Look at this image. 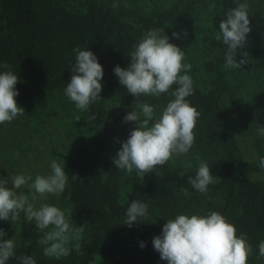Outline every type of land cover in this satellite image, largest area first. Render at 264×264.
<instances>
[{
    "label": "trees",
    "instance_id": "trees-1",
    "mask_svg": "<svg viewBox=\"0 0 264 264\" xmlns=\"http://www.w3.org/2000/svg\"><path fill=\"white\" fill-rule=\"evenodd\" d=\"M240 2L249 5L252 30L243 49L248 63L229 69L224 67L227 46L216 35L224 13L236 7L234 0H0V64H8L7 70L19 76L15 99L25 111L14 121L30 126L33 133L44 126L61 129L66 141L58 143L60 149L52 147L49 155L64 165L69 179L55 199L70 224L84 225L82 239L70 245L69 256L48 258L38 243L43 233L21 213L16 257L33 256L36 264H167L152 244L166 220L216 211L252 246L247 264H264V258H257L264 241V169L258 166L264 137L257 132L264 126V0ZM150 29H162L161 35L184 51L194 87L186 99L201 116L189 153L173 156L143 177L113 164L121 142L136 127L124 117L139 112L143 102L153 105L159 116L174 97L136 99L113 70L128 66L133 46ZM76 47L92 51L104 70L103 99L84 111L64 94ZM242 58L238 50L237 62ZM247 135L254 137L250 154L240 149ZM200 161L220 178L206 194L188 184ZM73 174L81 179L72 180ZM182 188L190 195L184 196ZM133 200L148 204V216L128 227L123 224L125 212ZM10 224L0 220L4 239ZM7 264L18 261L14 257Z\"/></svg>",
    "mask_w": 264,
    "mask_h": 264
},
{
    "label": "clouds",
    "instance_id": "clouds-1",
    "mask_svg": "<svg viewBox=\"0 0 264 264\" xmlns=\"http://www.w3.org/2000/svg\"><path fill=\"white\" fill-rule=\"evenodd\" d=\"M234 3L236 7L224 13L226 19L221 20L216 39H222L227 46L224 67L241 69L248 63V53L243 49L252 29L249 5L240 0H234ZM113 7L117 5L114 4ZM209 7L215 8V4ZM162 31L150 29L144 33L143 38L129 53L128 66L121 68L117 65L113 70L120 85L136 99L141 96L158 98L162 94L174 97L162 108L159 116H156L153 105L143 102L138 105L139 112L132 110L124 117L125 123L135 122L136 127L130 131L127 140L121 142L122 146L113 158V164L127 173L135 170L138 176L143 177L153 172L157 166L167 164L173 156L180 157L189 153L196 140L194 129L201 116L186 99L194 94L193 81L187 74L192 65L183 62L184 51L170 43L166 34L161 35ZM172 35L179 38L176 32ZM238 50L243 57L239 62L236 59ZM73 52L76 59L64 94L78 110L84 111L103 99L101 81L104 70L92 51L76 47ZM8 68V64H0V124L10 123L17 116L25 114L15 99L19 95L16 85L20 78ZM257 132L264 137V126H258ZM258 166L264 169V156L259 158ZM50 168L51 174L37 175L34 181L31 175L24 174L0 177V220L14 223L23 213L26 220L34 221L36 229L43 233L38 241L43 246V255L60 259L69 256L72 251L70 245L82 239L84 225L73 226L66 213L54 205L45 203L36 208L29 201L28 195L17 191L25 186L29 187L32 201L46 198L49 194H63L69 179L64 165L52 160ZM179 175L183 176L184 173ZM71 178L81 179L76 174ZM217 178L219 177L211 174L209 165L200 161L195 175L188 177V184L196 191L206 194L208 186ZM9 183L11 188L7 186ZM181 192L186 197L190 195L186 188H182ZM147 216L148 204L133 200L126 209L123 224L132 227L143 222ZM5 235L0 229V264H7L14 257L18 264H36L33 256L16 257L15 239H4ZM152 244L160 254V259L167 261V264H247L252 253V246L246 236H237L236 228L216 211L207 215L180 214L167 219L161 234L153 238ZM140 246L143 248L145 245L142 242ZM258 248L257 258H264V241L259 243ZM76 251H79V247Z\"/></svg>",
    "mask_w": 264,
    "mask_h": 264
},
{
    "label": "rangeland",
    "instance_id": "rangeland-1",
    "mask_svg": "<svg viewBox=\"0 0 264 264\" xmlns=\"http://www.w3.org/2000/svg\"><path fill=\"white\" fill-rule=\"evenodd\" d=\"M30 126L22 123L18 125L13 120L10 123L0 124V177L8 178L9 175L24 174L31 175L33 181L37 175L51 174L50 164L53 158L49 155L52 147L61 148L58 143H65V137L61 134L60 128L44 126L37 128V133H33ZM253 138L245 136L244 141H240V149L245 153H251ZM264 173V170H263ZM32 181L29 182L31 184ZM12 187L11 183L7 185ZM31 192L25 186L22 191L25 195ZM36 208L41 204H50L58 207L55 196L49 194L46 198L32 201ZM16 222L10 224L7 239L16 237Z\"/></svg>",
    "mask_w": 264,
    "mask_h": 264
}]
</instances>
